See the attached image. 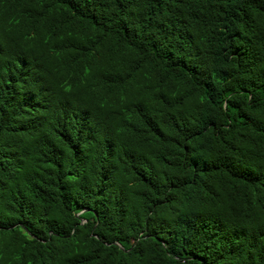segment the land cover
<instances>
[{
  "label": "trees",
  "instance_id": "16d2710c",
  "mask_svg": "<svg viewBox=\"0 0 264 264\" xmlns=\"http://www.w3.org/2000/svg\"><path fill=\"white\" fill-rule=\"evenodd\" d=\"M0 264H264V0H0Z\"/></svg>",
  "mask_w": 264,
  "mask_h": 264
},
{
  "label": "water",
  "instance_id": "95a60500",
  "mask_svg": "<svg viewBox=\"0 0 264 264\" xmlns=\"http://www.w3.org/2000/svg\"><path fill=\"white\" fill-rule=\"evenodd\" d=\"M81 222H82V223H84L85 221H84V220H82ZM94 236H95V235H94ZM95 237H96V236H95ZM120 248H121V247H120Z\"/></svg>",
  "mask_w": 264,
  "mask_h": 264
}]
</instances>
